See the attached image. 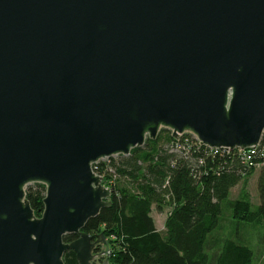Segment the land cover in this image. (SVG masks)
Wrapping results in <instances>:
<instances>
[{"label": "water", "instance_id": "water-1", "mask_svg": "<svg viewBox=\"0 0 264 264\" xmlns=\"http://www.w3.org/2000/svg\"><path fill=\"white\" fill-rule=\"evenodd\" d=\"M161 129L261 141L264 0H0V264L108 254L83 230L112 203L92 165Z\"/></svg>", "mask_w": 264, "mask_h": 264}, {"label": "trees", "instance_id": "trees-1", "mask_svg": "<svg viewBox=\"0 0 264 264\" xmlns=\"http://www.w3.org/2000/svg\"><path fill=\"white\" fill-rule=\"evenodd\" d=\"M171 140V130L161 129L155 140L147 138L144 146L135 147L129 155L100 164L101 171L115 168L119 180L112 188L111 205L83 230L108 239L105 260L110 264H255L254 249L224 226L227 213L236 221L264 226V152L256 158L261 165L255 168L233 153L206 155L204 147L186 159L166 149ZM256 169L258 206L246 186ZM239 184L243 188L232 199V189ZM45 192V185L38 182L26 190L38 217L45 207ZM172 204L164 227L158 230L153 209L164 212ZM76 238L72 233L64 240ZM63 258L66 264H80L74 251H67Z\"/></svg>", "mask_w": 264, "mask_h": 264}, {"label": "built area", "instance_id": "built-area-1", "mask_svg": "<svg viewBox=\"0 0 264 264\" xmlns=\"http://www.w3.org/2000/svg\"><path fill=\"white\" fill-rule=\"evenodd\" d=\"M173 133V132H172ZM178 138V139H177ZM175 138L173 137V140L170 142H167L166 149L168 148L169 152L175 153L181 156H184L186 159H190L193 157L194 153L201 152L202 148L204 150V153L206 155H223V154H235L238 159L246 166L248 167H258L261 165L259 161H255L256 158H260L263 155L264 152V133L261 137V141L250 148L246 149H240V148H235V149H230L229 147L222 148V147H209L207 145H204L201 143L197 136L194 135L192 132H185V133H180L178 137ZM222 148V149H221ZM118 155H113L112 157H107V158H102V160L96 161L92 165V169L94 172L99 175L103 180V184L112 190L113 186L117 184L119 178L118 174L116 172L115 168L108 167L107 169H104L101 171L100 164L102 162L106 163V165H109L111 162V159L113 157L117 158ZM200 164L203 163L204 159L201 157L199 159ZM107 171L110 172V177L107 178ZM168 184V181L166 182ZM113 191V190H112ZM169 200V198H168ZM173 204L170 205L169 208L165 211V217H167L170 212L172 211Z\"/></svg>", "mask_w": 264, "mask_h": 264}, {"label": "rangeland", "instance_id": "rangeland-1", "mask_svg": "<svg viewBox=\"0 0 264 264\" xmlns=\"http://www.w3.org/2000/svg\"><path fill=\"white\" fill-rule=\"evenodd\" d=\"M258 169H256L255 173L248 179L247 181V189L252 197V202L254 205L258 206L260 203V194L258 193ZM243 184H239L232 189L231 197L235 199L239 192L242 190ZM152 213L154 216V220L160 226L162 223V219H164L165 214H162L160 211L153 209ZM166 209L164 210V212ZM226 222L224 228L232 230L236 232L237 235H240L242 239L251 246L252 249L256 252V261L255 264H264V226H254L252 224H246L243 222L236 221L231 217L230 214L227 213Z\"/></svg>", "mask_w": 264, "mask_h": 264}, {"label": "flooded vegetation", "instance_id": "flooded-vegetation-1", "mask_svg": "<svg viewBox=\"0 0 264 264\" xmlns=\"http://www.w3.org/2000/svg\"><path fill=\"white\" fill-rule=\"evenodd\" d=\"M93 236V242H95V240L97 239V237H95V234H90ZM104 244L101 243V242H97L95 243V248H94V254H96L98 257H97V260L94 264H101L105 258H106V254L104 253L106 251V246L104 248Z\"/></svg>", "mask_w": 264, "mask_h": 264}, {"label": "crops", "instance_id": "crops-1", "mask_svg": "<svg viewBox=\"0 0 264 264\" xmlns=\"http://www.w3.org/2000/svg\"><path fill=\"white\" fill-rule=\"evenodd\" d=\"M154 212V211H153ZM152 212V213H153ZM162 213V212H161ZM162 214H164V212L162 213ZM152 216H153V214H152ZM153 218H154V216H153ZM166 219V217H164V219H162L163 221H162V223H161V225L159 226L157 223H156V221H155V223H156V226H157V228H158V230H160V229H162L163 227H164V225H165V220Z\"/></svg>", "mask_w": 264, "mask_h": 264}]
</instances>
